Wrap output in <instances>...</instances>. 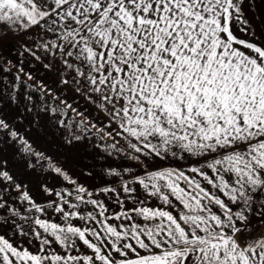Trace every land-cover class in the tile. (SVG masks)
<instances>
[{"label":"snow or ice","instance_id":"obj_1","mask_svg":"<svg viewBox=\"0 0 264 264\" xmlns=\"http://www.w3.org/2000/svg\"><path fill=\"white\" fill-rule=\"evenodd\" d=\"M0 264H264V0H0Z\"/></svg>","mask_w":264,"mask_h":264}]
</instances>
